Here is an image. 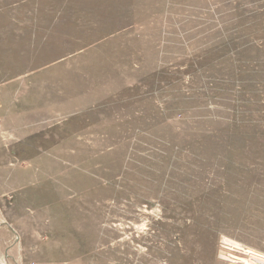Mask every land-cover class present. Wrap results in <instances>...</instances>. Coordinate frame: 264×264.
<instances>
[{"label":"rangeland","instance_id":"1","mask_svg":"<svg viewBox=\"0 0 264 264\" xmlns=\"http://www.w3.org/2000/svg\"><path fill=\"white\" fill-rule=\"evenodd\" d=\"M0 264H264V0H0Z\"/></svg>","mask_w":264,"mask_h":264}]
</instances>
